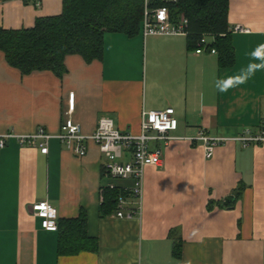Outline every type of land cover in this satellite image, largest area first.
Here are the masks:
<instances>
[{
    "label": "crops",
    "instance_id": "crops-1",
    "mask_svg": "<svg viewBox=\"0 0 264 264\" xmlns=\"http://www.w3.org/2000/svg\"><path fill=\"white\" fill-rule=\"evenodd\" d=\"M62 2L0 0V27L31 28L37 18L59 14ZM228 24L235 53L228 68L218 67L216 55L188 50L184 35L107 33L101 60L66 56L61 77L22 75L0 51V135L39 128L56 135L69 93L71 118L84 134L102 117L132 135L142 112L172 108L177 121L161 146V165L144 169L141 211L131 217L125 214L138 202L129 194L123 217H100L101 188L110 181L93 143L79 158L54 138L46 155L9 140L0 149V264H264V142H229L206 157L199 142L186 139L199 131L230 138L264 128V0H232ZM128 160L124 154L120 162ZM43 201L58 220L84 212L98 252L58 255L57 232L42 229L30 210Z\"/></svg>",
    "mask_w": 264,
    "mask_h": 264
},
{
    "label": "trees",
    "instance_id": "trees-1",
    "mask_svg": "<svg viewBox=\"0 0 264 264\" xmlns=\"http://www.w3.org/2000/svg\"><path fill=\"white\" fill-rule=\"evenodd\" d=\"M231 1L163 3L155 0L150 8L165 6L172 23L183 15L188 22L185 35L188 50L195 51L203 37H211L208 51L215 50L219 68H228L235 62L228 24ZM143 11L144 0H63L59 14L39 17L31 28L5 30L0 27V51L6 63L22 75L51 71L61 77L66 72V56L78 55L86 64L101 60L105 34H123L129 38L140 34ZM121 194L126 196L119 188H101L100 217L114 213ZM57 234L58 255L99 250L98 240L87 234L84 212L74 219L58 220ZM174 255H181L179 242L174 244Z\"/></svg>",
    "mask_w": 264,
    "mask_h": 264
},
{
    "label": "built area",
    "instance_id": "built-area-1",
    "mask_svg": "<svg viewBox=\"0 0 264 264\" xmlns=\"http://www.w3.org/2000/svg\"><path fill=\"white\" fill-rule=\"evenodd\" d=\"M155 0H144V11L141 23V35L149 36H177L186 35L187 19L180 15L176 23L170 21L168 9L165 6L152 7ZM163 3H174L176 0H156ZM235 31L243 30L235 27ZM211 37H203L195 50L196 54L209 53L215 55L214 49L208 51L207 46L211 43ZM74 109V94H68L67 111L60 125L59 132L51 135L43 128L37 129L29 135H15L9 132L0 135V149H3L7 142L16 139L20 146L38 149L41 154L48 152V142L50 139H57L65 150L71 152L76 157H84L89 143H93L98 148L99 153L104 158L102 163V175L110 183L104 188L114 190L117 187L115 181H131L132 185L128 189H120L123 193L129 194L138 202L135 211H129L126 217H131L133 213L140 214L141 198L143 192L144 169L146 166L159 167L162 162L161 146H166L172 138L171 133L177 129V121L172 108L161 111L142 112L139 134L132 135L117 130L111 119L102 117L98 120L96 129L91 134L82 133L80 125L75 123L71 114ZM191 142H199L205 152L206 157H211L217 146L229 143L240 142L243 147L252 143L264 142V128L253 133L246 130L237 137H211L199 131L195 137L186 138ZM155 145V146H151ZM124 154L129 156L127 162H120ZM33 216L40 220L42 229L48 232H57L58 213L55 207L48 202H38L30 208ZM117 217H123L125 211V196L117 197L116 210Z\"/></svg>",
    "mask_w": 264,
    "mask_h": 264
},
{
    "label": "water",
    "instance_id": "water-1",
    "mask_svg": "<svg viewBox=\"0 0 264 264\" xmlns=\"http://www.w3.org/2000/svg\"><path fill=\"white\" fill-rule=\"evenodd\" d=\"M232 200H233V197L232 196L226 197L224 199V204L226 205V204L230 203Z\"/></svg>",
    "mask_w": 264,
    "mask_h": 264
}]
</instances>
